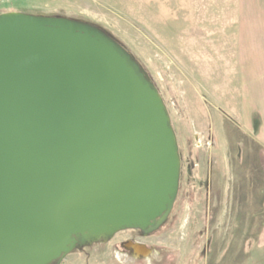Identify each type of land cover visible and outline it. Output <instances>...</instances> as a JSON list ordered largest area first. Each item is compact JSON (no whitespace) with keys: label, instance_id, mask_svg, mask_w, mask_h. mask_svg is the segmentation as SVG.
Instances as JSON below:
<instances>
[{"label":"water","instance_id":"95a60500","mask_svg":"<svg viewBox=\"0 0 264 264\" xmlns=\"http://www.w3.org/2000/svg\"><path fill=\"white\" fill-rule=\"evenodd\" d=\"M179 177L162 99L118 42L76 20L0 14V264H54L158 227Z\"/></svg>","mask_w":264,"mask_h":264},{"label":"rangeland","instance_id":"374dc122","mask_svg":"<svg viewBox=\"0 0 264 264\" xmlns=\"http://www.w3.org/2000/svg\"><path fill=\"white\" fill-rule=\"evenodd\" d=\"M244 5L245 0H0V14L76 20L118 42L158 92L176 138L180 177L167 220L147 233L123 230L86 241L54 264H264V248L255 244L264 195L251 162L253 140L238 114L234 48L239 16L250 10Z\"/></svg>","mask_w":264,"mask_h":264},{"label":"crops","instance_id":"0c3cea01","mask_svg":"<svg viewBox=\"0 0 264 264\" xmlns=\"http://www.w3.org/2000/svg\"><path fill=\"white\" fill-rule=\"evenodd\" d=\"M257 1L254 5L252 0H247V3L245 0L244 6L250 10L248 15H240L238 19L234 62L239 121L245 132H249L252 137L251 162H255L260 173L261 185L257 189L260 188L264 195V0ZM245 23L249 26L245 27ZM255 244L257 248H264V222L258 230Z\"/></svg>","mask_w":264,"mask_h":264},{"label":"flooded vegetation","instance_id":"af4514ba","mask_svg":"<svg viewBox=\"0 0 264 264\" xmlns=\"http://www.w3.org/2000/svg\"><path fill=\"white\" fill-rule=\"evenodd\" d=\"M168 217V216H167ZM165 220H167V218L165 219ZM164 223V222H163ZM162 223V224H163ZM161 224V225H162ZM159 227V226H158ZM156 228V226H155V224L154 225H152V227H150V228H148L146 231H144L143 233H147V232H149V231H151V230H153V229H155ZM140 231V230H139ZM142 232V231H141ZM77 242H79V238H77ZM131 250L133 251V252H135V253H137L138 255H139V252H142V253H144V249H141V248H139V247H137V246H133L132 248H131ZM144 255H145V253H144Z\"/></svg>","mask_w":264,"mask_h":264}]
</instances>
